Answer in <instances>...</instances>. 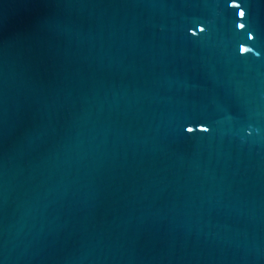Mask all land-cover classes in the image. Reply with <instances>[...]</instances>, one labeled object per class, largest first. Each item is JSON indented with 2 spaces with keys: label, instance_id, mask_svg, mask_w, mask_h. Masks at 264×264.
Wrapping results in <instances>:
<instances>
[{
  "label": "water",
  "instance_id": "1",
  "mask_svg": "<svg viewBox=\"0 0 264 264\" xmlns=\"http://www.w3.org/2000/svg\"><path fill=\"white\" fill-rule=\"evenodd\" d=\"M229 2L0 0V264H264V0Z\"/></svg>",
  "mask_w": 264,
  "mask_h": 264
},
{
  "label": "snow or ice",
  "instance_id": "2",
  "mask_svg": "<svg viewBox=\"0 0 264 264\" xmlns=\"http://www.w3.org/2000/svg\"><path fill=\"white\" fill-rule=\"evenodd\" d=\"M228 6H229L231 9H236V10H237V14H238L239 17L241 18V20H243V19L245 18V11L240 10V9H241V4H240L239 2H236V0H230V2L228 3ZM237 27L243 30V29H245V24H244V23H238V24H237ZM200 31L203 32V31H204V28H200ZM193 34H195V33H193ZM248 39H249V40H254V39H255V36H254L251 32H249V33H248ZM242 47H243V49H244L243 54L241 53V49H242ZM253 50H254V49H253L252 47H245L244 45H241L240 48H239V53H240L242 56H244V55L247 54V53H251V55H253V56L259 58L260 55H261V53L258 52V51H253ZM194 128H195L194 126H187V127H186V131H187L188 133H191V132H193ZM199 131H200V132L207 133V132L209 131V129H208L207 127H203V126H201V127L199 128ZM250 134H251V133H250Z\"/></svg>",
  "mask_w": 264,
  "mask_h": 264
},
{
  "label": "clouds",
  "instance_id": "3",
  "mask_svg": "<svg viewBox=\"0 0 264 264\" xmlns=\"http://www.w3.org/2000/svg\"><path fill=\"white\" fill-rule=\"evenodd\" d=\"M243 51H244V49H243V47H242V49H241V53L243 54ZM249 135H250V133H249Z\"/></svg>",
  "mask_w": 264,
  "mask_h": 264
}]
</instances>
